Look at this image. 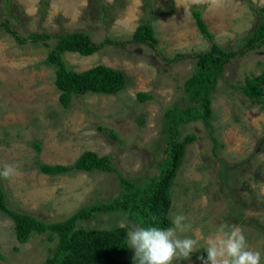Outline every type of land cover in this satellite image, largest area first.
I'll list each match as a JSON object with an SVG mask.
<instances>
[{
  "label": "rangeland",
  "instance_id": "374dc122",
  "mask_svg": "<svg viewBox=\"0 0 264 264\" xmlns=\"http://www.w3.org/2000/svg\"><path fill=\"white\" fill-rule=\"evenodd\" d=\"M260 7L264 0H0V22L8 19L23 36L84 30L100 42L106 36L128 39L139 23L148 20L157 48L171 57L210 45L195 23L194 8L201 10L215 42L235 50L264 19L253 9ZM54 44V38L20 44L0 26V168L11 164L17 169L10 180L0 178V183L11 207L47 221L110 200L120 188L112 172L50 175L40 171L37 162L70 165L84 150H92L111 155L126 177L144 180L157 173L165 156L164 111L174 103H186L183 83L196 61L188 57L167 63L144 44H108L89 56L64 52L73 70L101 63L123 70L128 79L115 94L76 95L70 107L63 108L54 66L46 62ZM263 70L264 44L237 54L225 65L211 100L215 145L201 120L178 126L180 139L188 133L196 138L186 145L171 188L169 216L187 218L191 230L178 235L196 239L199 250L173 264H201L198 257L206 258L207 238L224 223L242 229L264 264V103L253 102L240 89L247 77ZM139 91L153 98L139 101ZM100 126L114 129L123 143ZM121 222L139 226L120 211H96L77 226L112 228ZM53 244L46 233L19 242L12 220L0 214V264L41 263ZM133 256L129 246L115 264H135Z\"/></svg>",
  "mask_w": 264,
  "mask_h": 264
},
{
  "label": "trees",
  "instance_id": "16d2710c",
  "mask_svg": "<svg viewBox=\"0 0 264 264\" xmlns=\"http://www.w3.org/2000/svg\"><path fill=\"white\" fill-rule=\"evenodd\" d=\"M47 0H45V3ZM252 7V6H251ZM255 12L264 14V7L253 8ZM104 20L106 16L103 15ZM192 16L199 31L208 39L209 47L191 52H178L169 57L158 48V39L150 21L139 23L128 39H112L105 37L100 42L92 40L84 30L71 32L47 33L31 32L21 35L10 24L8 19L0 22V26L10 33L20 44L28 41L39 42L55 39V44L48 49L46 62L55 69L54 84L59 92V102L63 108L70 107L74 96L86 93L115 94L125 87L128 76L123 70L96 64L85 70L76 71L68 67L64 52H77L89 56L108 44H144L167 63H175L188 57L194 58V71L185 79L183 88L185 104L174 103L165 109V146L166 156L158 164V171L144 180L124 176L116 167L112 156L99 155L92 150H84L70 165L47 164L37 162L40 171L55 175L69 171L99 170L112 172L117 176L119 192L112 199L81 206L64 219L47 221L34 214L17 210L8 203L6 191L0 183V214L9 217L13 222L16 238L25 243L34 234H47V239L54 241L49 248L48 256L38 264H115L129 250L127 243V226L112 228H85L77 224L89 218L96 211H120L135 221L140 227L154 226L169 228L172 219L169 211L172 205L171 188L182 163L186 145L192 142L196 135L188 133L181 139L179 124L201 120L208 130V136L216 143L212 134V93L215 91L218 79L223 75L225 65L237 54L259 48L264 44V19L255 25L243 45L235 50H225L213 38L199 8L192 10ZM241 91L253 102L264 103V70L252 74L240 86ZM139 101L153 98L149 92L139 91L136 94ZM100 129H106L103 126ZM107 135L118 143H123L118 133L107 128ZM37 151L40 145L36 144Z\"/></svg>",
  "mask_w": 264,
  "mask_h": 264
},
{
  "label": "clouds",
  "instance_id": "9594fccd",
  "mask_svg": "<svg viewBox=\"0 0 264 264\" xmlns=\"http://www.w3.org/2000/svg\"><path fill=\"white\" fill-rule=\"evenodd\" d=\"M17 174L11 164L0 168V178L10 180ZM186 217L177 214L172 220L173 227L158 228L128 225L127 243L134 250L135 264H173L174 260H188L197 252L196 239L178 235L191 230V223H185ZM124 226V222H121ZM206 258L199 256L201 264H261L259 251L250 249L240 227L221 224L216 233L206 240Z\"/></svg>",
  "mask_w": 264,
  "mask_h": 264
},
{
  "label": "water",
  "instance_id": "95a60500",
  "mask_svg": "<svg viewBox=\"0 0 264 264\" xmlns=\"http://www.w3.org/2000/svg\"><path fill=\"white\" fill-rule=\"evenodd\" d=\"M166 156V155H165Z\"/></svg>",
  "mask_w": 264,
  "mask_h": 264
}]
</instances>
